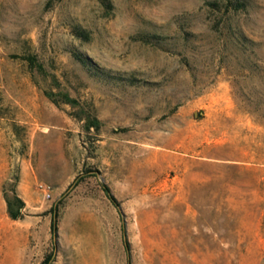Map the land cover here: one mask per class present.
Returning a JSON list of instances; mask_svg holds the SVG:
<instances>
[{
    "label": "rangeland",
    "instance_id": "1",
    "mask_svg": "<svg viewBox=\"0 0 264 264\" xmlns=\"http://www.w3.org/2000/svg\"><path fill=\"white\" fill-rule=\"evenodd\" d=\"M206 2L0 0V264H264V0Z\"/></svg>",
    "mask_w": 264,
    "mask_h": 264
},
{
    "label": "trees",
    "instance_id": "2",
    "mask_svg": "<svg viewBox=\"0 0 264 264\" xmlns=\"http://www.w3.org/2000/svg\"><path fill=\"white\" fill-rule=\"evenodd\" d=\"M50 0H47L49 2ZM210 6L216 9H220V15L224 16L223 18V25L226 28L225 38L228 40L231 44H234L235 46H244L247 42L252 43L253 40L248 38L242 31V29L237 25V22H232L233 13L237 11L238 8H245L248 4V0H207L206 2ZM222 19V17H221ZM182 28V27H181ZM182 30H184L182 28ZM73 31L76 35L81 37H86V33L83 29L80 27H74ZM156 37V36H155ZM71 55L78 60L81 64L86 66L87 68L93 70L95 74L99 75L100 77H111L114 79H127L128 81L135 80L136 77L132 74H129L127 76H121L120 74H113L110 72V70L98 66L96 63L90 61V59L84 55L81 51H79L76 48L70 49ZM11 56H15L20 58L25 62V64L29 67L33 77L37 74L41 76L42 78H46L47 76V70L45 69V66L43 63L37 58V56L32 52H21L19 54H11ZM248 60L247 54L243 57ZM43 93L51 99L55 103L59 102H65L70 101L72 98L68 96L67 93L61 92V99H58L56 96V92H54L52 89H49L47 87H43ZM262 112H260L261 115ZM264 115V113L262 114ZM88 123H96V120L93 118L88 119ZM103 188L105 190V193L107 196L115 202L114 196L109 192V189L106 185H103ZM4 199H5V210L9 217L11 218H21L22 213L20 208L23 206V200L18 196V194L14 191V188H12V192L10 194H7L4 192ZM52 227L54 228V223H52ZM126 244V243H125ZM50 254H46L43 258V260L40 262V264H44V262L48 259Z\"/></svg>",
    "mask_w": 264,
    "mask_h": 264
},
{
    "label": "built area",
    "instance_id": "3",
    "mask_svg": "<svg viewBox=\"0 0 264 264\" xmlns=\"http://www.w3.org/2000/svg\"><path fill=\"white\" fill-rule=\"evenodd\" d=\"M38 187L46 194L48 195L49 194V187L45 184H42V183H39L38 184Z\"/></svg>",
    "mask_w": 264,
    "mask_h": 264
}]
</instances>
